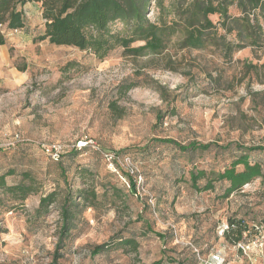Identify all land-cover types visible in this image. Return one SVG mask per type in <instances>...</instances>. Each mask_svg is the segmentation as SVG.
<instances>
[{
    "label": "rangeland",
    "instance_id": "1",
    "mask_svg": "<svg viewBox=\"0 0 264 264\" xmlns=\"http://www.w3.org/2000/svg\"><path fill=\"white\" fill-rule=\"evenodd\" d=\"M25 11L26 28L10 32L7 45L0 46V176L11 171L8 186L32 184L36 191L23 202L0 191V226L6 231L0 234V264L52 263L57 209L67 186H96L100 194L110 189L98 210L79 216L59 264H152L166 257L199 264L196 250L205 256L222 251L229 264H252L222 231L231 220L264 224V175L222 200L228 182L199 193L189 173L223 172L241 156L235 147L192 153L167 144L139 149L152 138L264 147V74L243 72V62L261 64L264 57L257 60L247 48L235 54L240 63L221 65L211 50H179L173 41L161 56L134 57L116 47L100 59L89 50L42 40L40 5L29 3ZM231 13L239 11L234 6ZM112 30L127 34L122 23ZM206 73L223 79L211 82ZM133 82L135 87L121 92L123 83ZM85 142L87 148L73 156ZM106 154L130 155L138 172L135 191L123 180L124 167L112 169ZM249 156L264 172V151ZM53 191L57 203L38 218L40 198ZM145 222L167 234L169 243L147 233ZM128 237L139 243L137 250L117 246ZM107 242L117 245L90 255L94 245ZM253 264H264V256Z\"/></svg>",
    "mask_w": 264,
    "mask_h": 264
},
{
    "label": "trees",
    "instance_id": "2",
    "mask_svg": "<svg viewBox=\"0 0 264 264\" xmlns=\"http://www.w3.org/2000/svg\"><path fill=\"white\" fill-rule=\"evenodd\" d=\"M29 3L39 4L42 9V17L45 20L42 40L48 39L51 44L58 46L89 50L100 59L107 57L116 47H122L126 55L134 57L161 56L173 41L179 50H211L217 55L221 65L240 63L235 60V54L247 48L251 49L257 60L260 61L264 57V0H170L167 5L166 0H0V46L7 45L10 32L26 28L25 7ZM234 6L239 11L237 15L231 13ZM151 13L154 15L152 18L149 17ZM215 15L219 16L217 23L211 18ZM116 23H122L127 34L114 32L112 25ZM136 42H142L143 45L133 47ZM243 70L244 77L250 74L258 75L259 72L264 74V62H243ZM206 74L211 82L220 84L223 79L222 74ZM240 80L243 81L244 78ZM136 85L134 82L128 85L123 83L121 92L127 93ZM156 144L171 145L183 153L212 149L224 152L233 147L240 151L241 156L223 172L192 169L189 173L190 185L199 193L214 190L216 183L228 182L222 200L264 175L262 165L251 163L249 156L254 152H263V146L246 147L237 143L222 146L197 141L184 145L170 138H152L139 151H149ZM85 148L87 147H75L73 156ZM59 155L58 161L61 159V153ZM125 155L130 157L129 154ZM239 166H243V170L239 171ZM60 171L66 179V170L61 167ZM9 175H12L11 171L0 176V191L10 194L15 200L23 202L36 191L32 184L8 186L6 177ZM125 176L130 182L131 191H135L134 177L128 172ZM108 189L110 188L100 194L96 186L75 190L67 186L57 209L58 239L51 264H59L64 258L67 241L79 226V216L88 208L98 210L103 205L102 199L106 197ZM111 189L122 198V191L115 190L114 187ZM57 196L56 191H53L40 198L36 211L38 218L51 213L52 206L58 201ZM145 225L147 233L156 235L166 245L169 243L167 234L154 231L150 222H145ZM248 225L250 224L242 220H231L224 236L231 244H236L242 240ZM5 232L0 226V234ZM111 244L117 245L113 242L94 245L90 255L95 257L104 253ZM138 245L134 238L128 237L121 238L117 246L137 250ZM165 260L183 264L172 257L161 258L152 264H164Z\"/></svg>",
    "mask_w": 264,
    "mask_h": 264
},
{
    "label": "built area",
    "instance_id": "3",
    "mask_svg": "<svg viewBox=\"0 0 264 264\" xmlns=\"http://www.w3.org/2000/svg\"><path fill=\"white\" fill-rule=\"evenodd\" d=\"M87 146H88V142H85V143H81L79 148L87 147ZM59 158L60 155L58 153L55 154V160L58 161ZM105 158L108 162H110L109 165L112 166L111 167L112 169H114L113 167L115 166V164L122 165L124 169L133 177L137 176L138 172L137 170H134L135 166L131 157L126 156L125 158L121 159L117 155L106 154ZM123 180L127 184V186L130 187V183L127 181V178H123ZM227 229L228 226H226L225 230H223L222 233H224ZM234 248L242 256L249 259L252 262V264L256 262L259 258L263 257L264 256V225H260L257 223L248 225L245 228L242 240L234 244ZM196 252H197V258L199 264H229L225 253L222 251L211 252L208 256L202 255L198 250H196Z\"/></svg>",
    "mask_w": 264,
    "mask_h": 264
},
{
    "label": "crops",
    "instance_id": "4",
    "mask_svg": "<svg viewBox=\"0 0 264 264\" xmlns=\"http://www.w3.org/2000/svg\"><path fill=\"white\" fill-rule=\"evenodd\" d=\"M257 262V261H256Z\"/></svg>",
    "mask_w": 264,
    "mask_h": 264
}]
</instances>
